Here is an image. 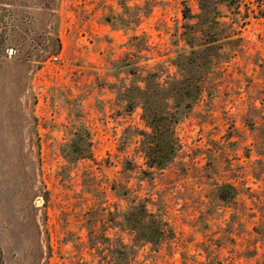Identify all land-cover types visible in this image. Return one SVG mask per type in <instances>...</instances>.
<instances>
[{"label": "rangeland", "instance_id": "1", "mask_svg": "<svg viewBox=\"0 0 264 264\" xmlns=\"http://www.w3.org/2000/svg\"><path fill=\"white\" fill-rule=\"evenodd\" d=\"M121 1L137 13L146 2L151 11L112 30L106 17L122 14ZM240 1L238 24L217 31L234 56L217 65L177 124L175 161L147 174L136 135L144 129L141 110L124 112L109 90V59L136 49L139 39L125 43L140 34V45L150 46L149 63L166 61L183 45L182 26L195 27L197 1L27 0L24 6L0 0L3 264H98L106 238L130 242L115 226L126 206L118 196L125 187L162 214L173 232L157 246L140 248L138 261L264 264V0ZM184 7L193 18L184 20ZM136 55L133 61L142 63ZM81 125L88 135L79 139L90 142L91 154L70 163L60 148ZM219 182L238 189L229 207L213 194Z\"/></svg>", "mask_w": 264, "mask_h": 264}, {"label": "trees", "instance_id": "2", "mask_svg": "<svg viewBox=\"0 0 264 264\" xmlns=\"http://www.w3.org/2000/svg\"><path fill=\"white\" fill-rule=\"evenodd\" d=\"M23 1L24 6H27V0ZM196 1L198 13L194 17L195 23L192 24L195 27L182 26L183 45L176 44L172 51L174 55L166 61L149 63L150 46L144 42L143 46L140 45L144 40V35L140 34L130 35L125 43L130 45L139 39L136 49L127 48L124 56L109 59L107 74L114 78V81L108 83L109 90L113 91L117 101L122 104L124 112L131 113L135 108L141 110L140 119L144 129H137L136 135L139 137L138 148L148 170L144 171L147 174L162 171L175 161L181 150V142L176 133L177 124L191 113L193 105L202 97L207 87L206 81L217 65L226 62L235 54L233 46L225 42L220 33L232 31L233 26L238 24L235 16L241 1ZM47 4L45 1L46 7ZM45 5L42 11L45 10ZM120 5L122 14L112 13L106 17L112 30L127 28L146 18L151 11V6L146 2L140 5L138 13L134 11L137 7L124 1H121ZM220 7L231 17L223 15ZM182 17L184 20L193 18L187 7H184ZM187 27L193 35L198 34L197 44L188 36ZM219 27L223 28L222 32H217ZM228 37L230 35H227ZM220 39L222 41H219ZM222 42L228 44V50L224 49ZM135 53L142 63L137 61L136 64V61H133ZM170 66L174 68L173 71ZM83 134L88 135L85 127L81 125L79 130L72 134V138L61 145V154L67 162L74 163L90 157V142L79 139ZM112 189L117 191L115 187ZM125 190L126 192L118 195L121 198L124 196L126 206L119 214L120 220L115 226L128 232L130 242L126 243L120 237L106 238L105 251L99 252L98 264H144L137 260L138 250L146 244L157 246L173 233L162 214L151 211L143 199L131 196L128 187H125ZM213 194L220 203L229 207V203L237 196L238 189L230 182H219L215 184ZM88 240L93 247L96 240L91 238V235ZM96 250L98 252V249ZM3 257L5 253L0 246V264L4 262Z\"/></svg>", "mask_w": 264, "mask_h": 264}, {"label": "built area", "instance_id": "3", "mask_svg": "<svg viewBox=\"0 0 264 264\" xmlns=\"http://www.w3.org/2000/svg\"><path fill=\"white\" fill-rule=\"evenodd\" d=\"M53 59H54V60H56V59H57V57H56V56H53Z\"/></svg>", "mask_w": 264, "mask_h": 264}]
</instances>
